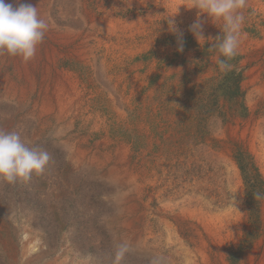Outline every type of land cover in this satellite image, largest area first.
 <instances>
[{"label": "rangeland", "instance_id": "obj_1", "mask_svg": "<svg viewBox=\"0 0 264 264\" xmlns=\"http://www.w3.org/2000/svg\"><path fill=\"white\" fill-rule=\"evenodd\" d=\"M52 3L57 31L88 32L82 17L108 18L121 41L115 51H93L87 66L79 38L64 42L47 31L40 44L52 78L66 71L85 93L89 122L39 121L0 96V130L51 154L30 182L0 180V264H264V0H246L226 73L218 51H209L222 23L191 0ZM197 21L201 44L190 30ZM3 56L0 74L18 79V57ZM103 80L116 91L113 101ZM74 143L100 154L124 147L137 187L123 178L119 190L106 167L91 170L75 156ZM120 242L129 247L117 262Z\"/></svg>", "mask_w": 264, "mask_h": 264}, {"label": "bare ground", "instance_id": "obj_2", "mask_svg": "<svg viewBox=\"0 0 264 264\" xmlns=\"http://www.w3.org/2000/svg\"><path fill=\"white\" fill-rule=\"evenodd\" d=\"M25 1L27 3L33 4L34 6H37L40 16L45 19L49 25L47 31L50 32L54 38H57L58 40L60 39V41L64 42L72 41L75 38H79L82 40L81 45L85 50L83 51L84 63L86 66L90 64V62L87 60L92 57L93 51H98L102 48H105L106 50L113 49L115 51V49L118 48V44L121 41V35L118 34L116 24H114L108 18L91 19L87 21L85 17H82L83 23L85 25L89 24V29L91 31L88 32H86L85 29L78 32H74L72 30L69 31L66 29L57 31L58 25L50 16V11L53 4L52 0ZM99 30H101V32H104V35L107 36L108 40L104 41V35L97 32ZM113 39H115L117 43L114 40V43H116L115 45H112L113 43L108 45L107 41H113ZM49 41L51 42L52 40ZM91 41L95 43V46L89 45ZM100 57H102V55ZM3 58V54H0V65L2 64ZM15 61L17 62L20 77H18V79H14L9 77L8 75L2 76L0 74V96L2 98L8 101H14L27 108L33 114V116L39 119V121H45L49 116H54L64 119L66 127L71 128L72 124H74L77 118H82L84 122H87L89 120V117H83V115H86L88 112L87 108H85V103L83 100L85 93L83 94V91L79 89L76 82H73L71 80L69 74L66 71H62V73L58 75V79L52 78L53 62L48 51H46L45 49L42 50L41 46L39 45L34 58L25 61L18 57L15 59ZM109 81L103 80L102 86L104 87L105 91L108 92L110 100L113 101L116 91L114 87H111ZM101 124L98 120H96L93 123V128L97 129ZM73 146V148L75 149V156L82 163L87 165L91 170H99L100 168L103 169V167H106L107 169L104 170V174L110 179L114 180V182L116 183L115 186L117 185L119 190L125 189L127 187L123 182V178H126L125 180H127L129 184L137 187V179L135 174L125 169L124 163L128 155L124 147L121 146L122 148L114 150V153L107 152L104 154H100L90 153L89 150L80 146L79 143H74ZM29 244L30 242L24 245L22 244L23 249L26 250L27 248H29Z\"/></svg>", "mask_w": 264, "mask_h": 264}, {"label": "clouds", "instance_id": "obj_3", "mask_svg": "<svg viewBox=\"0 0 264 264\" xmlns=\"http://www.w3.org/2000/svg\"><path fill=\"white\" fill-rule=\"evenodd\" d=\"M191 3V8L207 14L214 24L222 23L224 35L216 38L219 43L211 44L209 51H218L217 66L221 72L231 71L233 65L229 61L238 53L244 22L241 10L246 7V0H191ZM174 16H170L167 23L169 29L176 32ZM48 28L37 6L21 0H14L13 3L0 0V54L20 57L25 61L34 58ZM190 30L199 44L206 42L199 21L191 25ZM179 51H183L182 45ZM55 135H60V132ZM50 160L51 154L46 149L30 147L20 132L0 130V180L8 184L28 183L34 175L44 172ZM254 198L260 199L261 193H255ZM231 206L236 210L234 198ZM128 247L125 242L117 244V262L127 253ZM151 264H160V260L153 258Z\"/></svg>", "mask_w": 264, "mask_h": 264}]
</instances>
